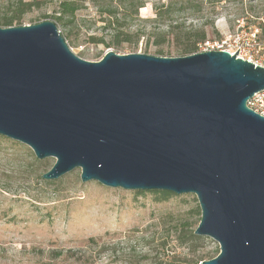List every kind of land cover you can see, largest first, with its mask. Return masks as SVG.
<instances>
[{"label": "water", "instance_id": "95a60500", "mask_svg": "<svg viewBox=\"0 0 264 264\" xmlns=\"http://www.w3.org/2000/svg\"><path fill=\"white\" fill-rule=\"evenodd\" d=\"M239 51V50H238ZM211 51L169 58L74 54L53 21L0 27V136L76 169L83 183L197 197L201 264H264V117L247 102L264 68Z\"/></svg>", "mask_w": 264, "mask_h": 264}, {"label": "rangeland", "instance_id": "374dc122", "mask_svg": "<svg viewBox=\"0 0 264 264\" xmlns=\"http://www.w3.org/2000/svg\"><path fill=\"white\" fill-rule=\"evenodd\" d=\"M17 1L0 0V22ZM23 1L34 6L21 26L55 22L74 54L91 62L109 51L184 57L188 30L216 39L235 31L238 21L248 27L264 19V0H143L137 14L131 5L109 7L111 0H77L80 10L60 25L54 16L62 0ZM162 4L172 6L157 20ZM102 8H116L120 25L107 26ZM55 163L0 136V264H156L172 255L201 264L220 254L218 242L195 235L202 218L195 195L162 198L157 191L83 183L80 169L43 180Z\"/></svg>", "mask_w": 264, "mask_h": 264}, {"label": "trees", "instance_id": "16d2710c", "mask_svg": "<svg viewBox=\"0 0 264 264\" xmlns=\"http://www.w3.org/2000/svg\"><path fill=\"white\" fill-rule=\"evenodd\" d=\"M113 2L117 3V8H122V6H129L135 7L136 14L138 13V10L140 8L145 7L143 0H111V8H113ZM34 5L30 2H24L23 0H18L17 2H13L12 6L10 7V16H6L2 22H0V27L8 28V27H14L21 26V18L23 15L28 13ZM172 4L166 6L165 4L160 5L156 8V16L157 20H160L163 16V13L165 11H169L171 9ZM80 3L77 0H62L59 4V16H54L56 22H58L60 25L64 24V19L67 16H75V14L80 10ZM106 8L101 10L102 13L108 16V18H105L106 20H103V22H106L107 26L111 25H120L119 18L117 17V10L116 8L111 9ZM179 26H175L174 29H179ZM118 36H115L117 38ZM184 40L182 44V51L184 55L194 54L197 50L198 44L206 41V33L205 31H193L188 30L184 33L183 38ZM185 57V56H184ZM157 195H161L162 198H167L173 195L169 192H155ZM156 264H187L185 261L180 260L177 257H173V255L166 260L158 261Z\"/></svg>", "mask_w": 264, "mask_h": 264}, {"label": "built area", "instance_id": "2783aa9c", "mask_svg": "<svg viewBox=\"0 0 264 264\" xmlns=\"http://www.w3.org/2000/svg\"><path fill=\"white\" fill-rule=\"evenodd\" d=\"M194 54L211 51L227 52L231 56L238 52L237 59L264 68V19L257 26H245L238 21L237 29L216 39H208L198 44ZM239 50V51H238ZM247 107L264 117V90L256 93Z\"/></svg>", "mask_w": 264, "mask_h": 264}]
</instances>
